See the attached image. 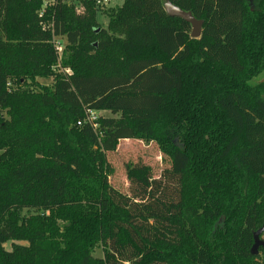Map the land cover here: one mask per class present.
I'll list each match as a JSON object with an SVG mask.
<instances>
[{"label":"trees","instance_id":"16d2710c","mask_svg":"<svg viewBox=\"0 0 264 264\" xmlns=\"http://www.w3.org/2000/svg\"><path fill=\"white\" fill-rule=\"evenodd\" d=\"M166 1L104 26L95 0H0V264H264L233 248L251 208L264 225V0H169L198 38ZM124 139L169 162H128V192L107 158Z\"/></svg>","mask_w":264,"mask_h":264},{"label":"rangeland","instance_id":"374dc122","mask_svg":"<svg viewBox=\"0 0 264 264\" xmlns=\"http://www.w3.org/2000/svg\"><path fill=\"white\" fill-rule=\"evenodd\" d=\"M69 4H74L77 7L79 6V0H66ZM124 0H110V3L100 9L98 13V20L101 25L107 26L108 18L105 15V10L114 7L117 5H121ZM38 81L43 85H50L53 81V78L48 77H39ZM260 81H264V71L257 77H255L251 84L258 83ZM104 115H110L107 111ZM107 158L110 164L113 167V173L110 176V182L113 186L120 189L121 191L128 192L129 191V180L127 178L126 172V164L128 162H143L145 164H149L152 166L155 175H160L162 170L169 165L168 159L161 153L158 145L155 142L146 143L141 140L136 139H124L120 141V144L116 151L108 152ZM264 178V177H262ZM262 193L264 197V179L262 180ZM251 212L253 209H250V213L248 216L247 227L241 230L236 236V239L233 243V248L235 252L246 253L249 248H252L253 243L252 238L254 239V232L257 231L253 227ZM261 239L264 240V232L261 234ZM16 243L26 244L25 241H15ZM6 248L11 249L13 247L12 242H8L5 244ZM261 253V251L259 252ZM97 255L100 252L96 253Z\"/></svg>","mask_w":264,"mask_h":264},{"label":"water","instance_id":"95a60500","mask_svg":"<svg viewBox=\"0 0 264 264\" xmlns=\"http://www.w3.org/2000/svg\"><path fill=\"white\" fill-rule=\"evenodd\" d=\"M165 9L171 16H177L181 17L185 21L191 23L192 25V32L191 36L194 38H198L202 34V26H203V20L197 19L192 12L185 11L182 8L176 6L171 1H166L165 3ZM264 232V225L259 228L257 231L254 232V243L251 248L252 254H258L260 252V247H264V240L261 239V234Z\"/></svg>","mask_w":264,"mask_h":264},{"label":"built area","instance_id":"2783aa9c","mask_svg":"<svg viewBox=\"0 0 264 264\" xmlns=\"http://www.w3.org/2000/svg\"><path fill=\"white\" fill-rule=\"evenodd\" d=\"M96 1V4L99 6V7H105L107 6L109 3H110V0H95ZM49 3V0H45V6ZM44 8L41 9L40 11V16L43 15L44 13ZM54 45L57 49V51L61 54L63 52V43L61 42V40H59L58 38H54ZM67 73H71V70L67 69L66 70ZM99 112L98 111H95V110H92V109H87L86 110V118H85V122H89L91 123L94 127L97 126V119L99 117ZM78 124L81 125L82 124V121H78Z\"/></svg>","mask_w":264,"mask_h":264},{"label":"crops","instance_id":"0c3cea01","mask_svg":"<svg viewBox=\"0 0 264 264\" xmlns=\"http://www.w3.org/2000/svg\"><path fill=\"white\" fill-rule=\"evenodd\" d=\"M107 111H100L99 114H105Z\"/></svg>","mask_w":264,"mask_h":264}]
</instances>
